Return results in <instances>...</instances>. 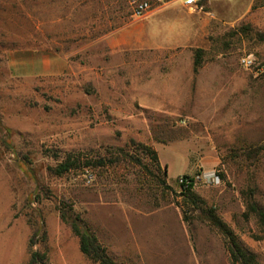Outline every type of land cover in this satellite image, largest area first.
Returning <instances> with one entry per match:
<instances>
[{"label":"rangeland","instance_id":"374dc122","mask_svg":"<svg viewBox=\"0 0 264 264\" xmlns=\"http://www.w3.org/2000/svg\"><path fill=\"white\" fill-rule=\"evenodd\" d=\"M130 1L0 0V264L28 262L40 223L47 264H95L61 202L118 264H231L221 233L188 209L183 175L264 264V220L247 208L264 212V0L175 2L142 19ZM151 35L188 42L158 48ZM68 152L120 160L51 173Z\"/></svg>","mask_w":264,"mask_h":264},{"label":"trees","instance_id":"16d2710c","mask_svg":"<svg viewBox=\"0 0 264 264\" xmlns=\"http://www.w3.org/2000/svg\"><path fill=\"white\" fill-rule=\"evenodd\" d=\"M199 49L196 50L193 60V71L197 72L198 68L201 66L202 59L199 54ZM131 143L136 145L141 152L150 156L151 160L159 166L158 156L156 151L149 145L144 143H135L131 140ZM119 154H122V148H118ZM257 152H264V142L256 146ZM124 159L134 160L135 163L141 164L138 159L132 158L130 154L123 153ZM120 158L116 156H111V158L96 157L88 158L81 153L68 152L56 165L50 166L48 170L55 175H63L73 169L79 168H89V167H99L104 166L107 163H116ZM123 160V159H122ZM183 179L188 180L189 176L183 175ZM160 184L168 187L164 179H160ZM190 183H185L184 181L180 183V187L184 190V196L189 201L188 209L190 205L199 213L206 215L207 219L210 221L211 225L217 228L221 233L226 250L229 254V259L231 264H259L256 255L245 248L241 242L238 240L237 236L229 229L214 213V210L204 209L200 204H198V198L193 194L190 189ZM59 211L60 219L68 224L79 240L80 251L88 257L95 264H118L108 253L106 247L99 241L97 235L89 226L85 223L82 216L79 213H75L70 204L61 202L56 206ZM247 208L250 212L257 214L260 219L264 220V212L257 206L254 201H250L247 204ZM187 212V210H184ZM42 224L40 223L33 233V236L29 241V260L26 264H47L46 262V252L40 251L34 248L35 243L38 241H43L45 239V232L42 231ZM37 237V238H36Z\"/></svg>","mask_w":264,"mask_h":264},{"label":"built area","instance_id":"2783aa9c","mask_svg":"<svg viewBox=\"0 0 264 264\" xmlns=\"http://www.w3.org/2000/svg\"><path fill=\"white\" fill-rule=\"evenodd\" d=\"M206 0H131V10L133 17L137 19H142L146 17L150 12L154 11L155 9H159L163 6L178 2L183 7L187 8H199L202 6L203 2ZM242 63L249 67L252 65L253 61L250 55L244 56L242 58ZM187 183L188 180H184L183 177L180 178L179 182Z\"/></svg>","mask_w":264,"mask_h":264},{"label":"crops","instance_id":"0c3cea01","mask_svg":"<svg viewBox=\"0 0 264 264\" xmlns=\"http://www.w3.org/2000/svg\"><path fill=\"white\" fill-rule=\"evenodd\" d=\"M153 18L152 17H149V19H148V25H149V27H150V22H151V20H152ZM155 27V26H154ZM161 27V24H159V28ZM157 28H158V26H157ZM163 28L166 30V31H168V32H170L169 31V29H170V26H169V23H167L166 25H164L163 26ZM163 28H161V29H163ZM152 30H155L154 28H152ZM127 30H126V28H124L119 34L121 35V36H124V38L119 42L120 44H122V45H125V44H128L129 43V40H127L126 38H125V35L127 34V32H126ZM156 32L158 33L159 32V29L158 30H156ZM173 32H174V30H173ZM167 34H170V33H166V35ZM152 36V35H151ZM151 36H148V38H147V40L145 41L147 44H150V43H153L154 44V46H156V47H158V48H167V47H174L175 45H179V44H183V43H187L186 42V40H181V39H176L175 41H174V39L172 38H170L169 40H160V41H158V40H155L154 39V37H155V35H153L152 36V38H150ZM171 36H172V34H171ZM108 39H109V41H110V43L113 41V36L111 35V34H109L108 36ZM127 37V36H126ZM167 39V38H166ZM173 41V42H172ZM184 41V42H183ZM142 39H140V43H142V45H147L146 43H145ZM182 42V43H181ZM47 64H45L44 66L48 69V71H53V69H54V67H55V65H52V63H51V61H48V62H46ZM169 91H173L172 89H169Z\"/></svg>","mask_w":264,"mask_h":264}]
</instances>
